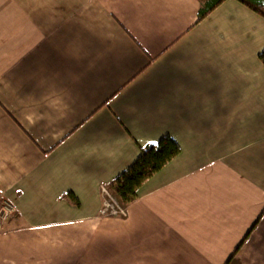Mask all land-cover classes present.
Returning <instances> with one entry per match:
<instances>
[{"label":"crops","instance_id":"crops-1","mask_svg":"<svg viewBox=\"0 0 264 264\" xmlns=\"http://www.w3.org/2000/svg\"><path fill=\"white\" fill-rule=\"evenodd\" d=\"M263 50L239 0H0V264H264ZM164 136L181 151L103 214Z\"/></svg>","mask_w":264,"mask_h":264},{"label":"trees","instance_id":"trees-1","mask_svg":"<svg viewBox=\"0 0 264 264\" xmlns=\"http://www.w3.org/2000/svg\"><path fill=\"white\" fill-rule=\"evenodd\" d=\"M203 16L209 14L225 0H201ZM264 15V0H239ZM264 61V50L260 53ZM181 151L179 142L172 136H164L158 142L142 148L140 156L111 183V190L124 206H129L140 196V187L162 169Z\"/></svg>","mask_w":264,"mask_h":264},{"label":"built area","instance_id":"built-area-1","mask_svg":"<svg viewBox=\"0 0 264 264\" xmlns=\"http://www.w3.org/2000/svg\"><path fill=\"white\" fill-rule=\"evenodd\" d=\"M103 203L101 212L105 215H126L128 208L124 206L117 195L111 188L105 184L102 185ZM14 205L9 201L4 200L0 208V217L8 218L14 212Z\"/></svg>","mask_w":264,"mask_h":264},{"label":"rangeland","instance_id":"rangeland-1","mask_svg":"<svg viewBox=\"0 0 264 264\" xmlns=\"http://www.w3.org/2000/svg\"><path fill=\"white\" fill-rule=\"evenodd\" d=\"M3 199V198H2ZM1 207V206H0Z\"/></svg>","mask_w":264,"mask_h":264}]
</instances>
